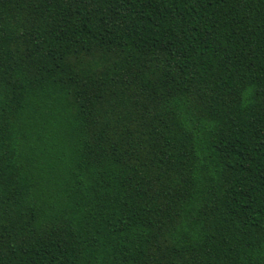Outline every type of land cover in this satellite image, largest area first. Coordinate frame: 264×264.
I'll list each match as a JSON object with an SVG mask.
<instances>
[{"label": "trees", "instance_id": "obj_1", "mask_svg": "<svg viewBox=\"0 0 264 264\" xmlns=\"http://www.w3.org/2000/svg\"><path fill=\"white\" fill-rule=\"evenodd\" d=\"M0 264H264V0H0Z\"/></svg>", "mask_w": 264, "mask_h": 264}]
</instances>
